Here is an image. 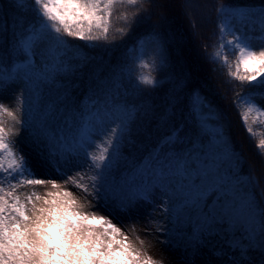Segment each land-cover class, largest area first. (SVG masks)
<instances>
[{"label": "snow or ice", "instance_id": "snow-or-ice-1", "mask_svg": "<svg viewBox=\"0 0 264 264\" xmlns=\"http://www.w3.org/2000/svg\"><path fill=\"white\" fill-rule=\"evenodd\" d=\"M146 5L153 0H13L16 14L0 16V95L18 88L11 102L0 99V264H157L112 218L157 200L171 225L167 230L186 238L187 264H196L204 249L219 264H264V202L253 191L259 180L251 170L242 172L243 157L223 125L209 128L208 120L218 117L203 115L212 112L205 98L193 94L198 134L182 135L183 126L174 124L139 161L129 163L123 148L134 143L133 125L141 113L152 112L150 105L119 100L121 76L130 78L131 69L112 77L96 69L85 94L74 95L91 61L85 48L109 41L114 18L123 22L115 29L120 36L134 22L149 20L150 13L137 21L148 12ZM195 6L184 0L186 14ZM217 13L212 58L228 70L230 81L252 89L237 93L236 107L247 133L259 136L256 148L264 157V132L253 128L264 127V104L258 102L264 101V0L219 4ZM165 43L153 29L128 50L139 53L134 62L140 85L160 83L152 74L156 60L143 56L150 46L160 64L166 63ZM174 114L169 101L161 119ZM22 132L46 160L43 174L19 148ZM122 163L128 167L119 173ZM46 185L52 190L44 196L35 190ZM27 188L33 190L21 192ZM98 205L109 215L100 214ZM154 222L146 220L149 226Z\"/></svg>", "mask_w": 264, "mask_h": 264}, {"label": "trees", "instance_id": "trees-1", "mask_svg": "<svg viewBox=\"0 0 264 264\" xmlns=\"http://www.w3.org/2000/svg\"><path fill=\"white\" fill-rule=\"evenodd\" d=\"M12 2L13 0H0V16L11 17L16 14L17 10L10 7ZM261 2L262 0H194L196 6L186 14L184 0H153V6H145L148 12H142L137 17V21H140L150 13V19L142 23L134 22L125 36L115 32L123 22L114 18L109 41H99L100 47L85 48L91 61L78 81L80 87L74 95L82 97L85 94L89 74L96 69L101 70L107 77L120 74L124 68L131 69L130 78L127 75L121 76L119 100L130 104H146L152 108L149 116L145 117L141 113L137 118L131 134L134 143L123 148L131 163L139 161L148 148L166 135L174 124L183 126L182 135L193 137L200 132L197 119L192 113L193 94L198 92L212 109L211 113L205 110L203 115L211 116L214 113L218 117L208 120L209 128L223 125L231 145L243 157L242 172L248 173L251 170L252 175L258 178L259 184L254 186L253 191L257 199L264 202V157H261L256 148L259 136L253 139L247 133L236 107L237 93L244 94L252 89L248 85L241 86L238 81H230L228 70L212 58L218 43V5H260ZM25 15L29 20L34 18L30 11ZM161 16L167 19L161 20ZM153 29L161 33L166 41V63L160 64L150 46L146 51L149 56L145 60H156L157 67L152 73L160 81L156 87L138 83L137 77L141 70L134 61L139 53L133 52L129 55L128 52L138 41L146 40ZM73 42L83 46V42ZM229 60L234 64L231 54ZM136 89H141L142 92L137 93ZM169 101L175 105V114L165 122L161 116L168 108ZM256 131L264 132V127ZM209 138L210 133L204 136L205 141ZM127 167L128 164L122 163L119 173H123ZM166 217L165 214L159 221V225L165 228L164 238L173 246L181 245L185 248L186 238L167 230L171 225L165 221Z\"/></svg>", "mask_w": 264, "mask_h": 264}, {"label": "rangeland", "instance_id": "rangeland-1", "mask_svg": "<svg viewBox=\"0 0 264 264\" xmlns=\"http://www.w3.org/2000/svg\"><path fill=\"white\" fill-rule=\"evenodd\" d=\"M254 46L259 47V42L254 41ZM147 56H149L148 52L143 56V59ZM17 92L18 88L13 86L9 88L6 93L0 95V99H3L5 102H11ZM258 102L264 104V101ZM253 128L254 130H259L261 126L253 124ZM18 146L30 159L37 172L43 174L46 168V160L40 155V149L37 145L30 139H25V134L23 132L18 138ZM57 179L59 180L60 178L57 177ZM32 190V188L21 189V192H31ZM35 190L38 194L44 196L47 194V191L52 189L50 185H46L36 186ZM73 191L76 190L73 189ZM77 194L79 195V193ZM155 206H158V208L153 211V207ZM97 208L100 214L109 215V211L100 209L99 205ZM161 212L162 207L159 200H157V203L154 206L142 204L136 211L128 214L115 213L112 218L114 223H117L118 226L125 230L126 234L129 236L130 242L139 248L143 255L151 256L157 264H187L188 256L186 249L181 245H171V243L164 238V231L156 230L157 227L160 226L159 221L165 217V215H161ZM149 218H154L155 221L151 226L146 223V220ZM165 221H167V217ZM133 224L136 226L135 231H132ZM137 236H139V239H137ZM141 240H143L142 244L140 242ZM203 252L205 255L197 257L196 264H204L205 259H210L212 264H219V261L211 256L208 249H204ZM256 259H259L258 255L256 256Z\"/></svg>", "mask_w": 264, "mask_h": 264}]
</instances>
